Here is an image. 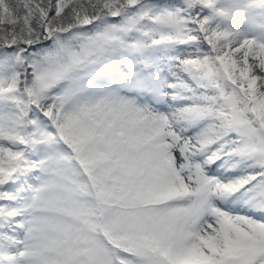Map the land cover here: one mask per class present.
Here are the masks:
<instances>
[{"label": "snow or ice", "instance_id": "1", "mask_svg": "<svg viewBox=\"0 0 264 264\" xmlns=\"http://www.w3.org/2000/svg\"><path fill=\"white\" fill-rule=\"evenodd\" d=\"M239 13L0 0V264H264V31Z\"/></svg>", "mask_w": 264, "mask_h": 264}, {"label": "rangeland", "instance_id": "2", "mask_svg": "<svg viewBox=\"0 0 264 264\" xmlns=\"http://www.w3.org/2000/svg\"><path fill=\"white\" fill-rule=\"evenodd\" d=\"M245 15H238L232 27L244 33H254L256 30L264 31V5H260L258 0H249L242 3Z\"/></svg>", "mask_w": 264, "mask_h": 264}, {"label": "trees", "instance_id": "3", "mask_svg": "<svg viewBox=\"0 0 264 264\" xmlns=\"http://www.w3.org/2000/svg\"><path fill=\"white\" fill-rule=\"evenodd\" d=\"M249 0H239V10H240V13H239V16H243V15H245L244 14V12H243V9H244V7L242 6V3H246V2H248ZM228 2H229V0H225V3L226 4H228ZM230 6V5H229ZM43 46H47V44H45V45H43ZM0 51H2V50H0Z\"/></svg>", "mask_w": 264, "mask_h": 264}]
</instances>
